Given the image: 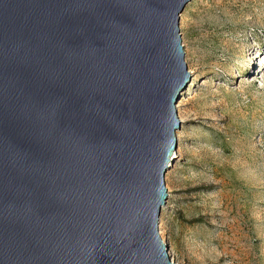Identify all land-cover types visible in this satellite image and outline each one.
Returning <instances> with one entry per match:
<instances>
[{"label": "water", "instance_id": "water-1", "mask_svg": "<svg viewBox=\"0 0 264 264\" xmlns=\"http://www.w3.org/2000/svg\"><path fill=\"white\" fill-rule=\"evenodd\" d=\"M190 0H0V264H178L159 233Z\"/></svg>", "mask_w": 264, "mask_h": 264}, {"label": "rangeland", "instance_id": "rangeland-1", "mask_svg": "<svg viewBox=\"0 0 264 264\" xmlns=\"http://www.w3.org/2000/svg\"><path fill=\"white\" fill-rule=\"evenodd\" d=\"M179 28L191 78L160 236L178 264H264V0H190Z\"/></svg>", "mask_w": 264, "mask_h": 264}, {"label": "bare ground", "instance_id": "bare-ground-1", "mask_svg": "<svg viewBox=\"0 0 264 264\" xmlns=\"http://www.w3.org/2000/svg\"><path fill=\"white\" fill-rule=\"evenodd\" d=\"M253 76H255V75H253ZM252 79H254V77H252Z\"/></svg>", "mask_w": 264, "mask_h": 264}]
</instances>
